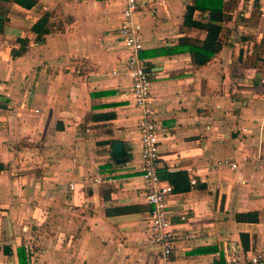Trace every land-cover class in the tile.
I'll use <instances>...</instances> for the list:
<instances>
[{
	"label": "crops",
	"instance_id": "1",
	"mask_svg": "<svg viewBox=\"0 0 264 264\" xmlns=\"http://www.w3.org/2000/svg\"><path fill=\"white\" fill-rule=\"evenodd\" d=\"M137 1L161 174L197 181L168 198L175 254L164 260L147 233L123 0H38L30 10L0 0V264H17L23 245L36 264H219L264 253V161H254L264 155V0H223L232 18L203 67L161 52L204 39L183 26L192 0ZM44 12L53 31L38 44L30 28ZM17 39L27 50L12 58ZM226 159L238 168L216 167Z\"/></svg>",
	"mask_w": 264,
	"mask_h": 264
},
{
	"label": "built area",
	"instance_id": "2",
	"mask_svg": "<svg viewBox=\"0 0 264 264\" xmlns=\"http://www.w3.org/2000/svg\"><path fill=\"white\" fill-rule=\"evenodd\" d=\"M139 6L137 0H123L118 35L125 49V76L131 81L134 105L141 112L137 131L141 145L140 178L146 203L150 206L147 233L160 256L168 260L175 254L179 235L172 230L168 211V198L173 194V189L161 179L159 135L151 98L152 83L140 55L143 50L141 25L135 21ZM254 161L260 165L264 161V155L258 153ZM216 167H227L233 171L238 168V164L226 159L217 162ZM196 184V179L191 176L189 186L194 187ZM72 189L73 185H70V190ZM219 264H264V253H255L246 259L227 255Z\"/></svg>",
	"mask_w": 264,
	"mask_h": 264
},
{
	"label": "trees",
	"instance_id": "3",
	"mask_svg": "<svg viewBox=\"0 0 264 264\" xmlns=\"http://www.w3.org/2000/svg\"><path fill=\"white\" fill-rule=\"evenodd\" d=\"M11 2L21 8L30 10L37 4L38 0H11ZM195 12H199L201 14L202 18L200 20L194 19L193 16ZM203 15H206V17ZM50 17L51 14L49 12H44L30 28V32L35 35V43L41 44L44 37L53 31L52 26L50 25ZM231 18V14L223 9V0H192V4L186 6L183 26L188 30L196 29L204 32V39L202 41H198L183 37L179 40L177 48L161 52L166 55H171L181 51L186 52L189 54L191 61L195 66L203 67L207 65L220 51L222 46L221 34L223 32L221 23L229 21ZM3 32L4 20L0 18V34H3ZM17 43L19 44V48L11 50L12 58L21 57L25 54L28 46V39H17ZM1 106H3L2 108H7L8 104L4 103ZM41 156V153L37 152L29 157H26L24 161L26 162V165H29V161L33 158L37 159ZM4 170V164L0 163V174ZM161 179H165L170 183L173 192H186L189 189V181L186 173L179 172L166 174ZM3 252L6 255L12 254L10 248L6 247H4ZM15 254L17 257V264H36L37 262L36 258L33 256V249L26 245L18 247Z\"/></svg>",
	"mask_w": 264,
	"mask_h": 264
},
{
	"label": "water",
	"instance_id": "4",
	"mask_svg": "<svg viewBox=\"0 0 264 264\" xmlns=\"http://www.w3.org/2000/svg\"><path fill=\"white\" fill-rule=\"evenodd\" d=\"M121 148H122V143L120 141L113 142L112 152L114 154L119 155L121 153ZM161 177H163L162 174H161Z\"/></svg>",
	"mask_w": 264,
	"mask_h": 264
}]
</instances>
